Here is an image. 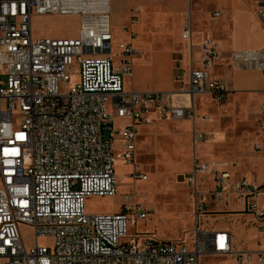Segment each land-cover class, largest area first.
<instances>
[{
  "label": "built area",
  "instance_id": "1",
  "mask_svg": "<svg viewBox=\"0 0 264 264\" xmlns=\"http://www.w3.org/2000/svg\"><path fill=\"white\" fill-rule=\"evenodd\" d=\"M256 4L264 27V0ZM66 15L79 18L76 36L35 35V18ZM130 35L115 53L111 0H0V264H201L207 257L264 264V250L237 249L230 231L202 220L237 205L238 213L263 223L264 186L201 160L196 149L184 176L194 200L189 242L150 234L130 239V228L152 214L133 193L124 195L122 212H86L87 198L118 195L116 159L134 168L143 127L188 120L193 147L205 140L194 99L227 100L228 83L211 73L218 63L264 75V48L225 55L206 38L203 68L191 69L187 89L128 92L124 79L143 55ZM191 35L186 27L182 38ZM260 119L264 127V101ZM119 120L126 124L118 129ZM257 150L264 153V141ZM125 178L148 180L136 169ZM22 226L32 230L30 244Z\"/></svg>",
  "mask_w": 264,
  "mask_h": 264
},
{
  "label": "rangeland",
  "instance_id": "2",
  "mask_svg": "<svg viewBox=\"0 0 264 264\" xmlns=\"http://www.w3.org/2000/svg\"><path fill=\"white\" fill-rule=\"evenodd\" d=\"M191 3L192 0H111V25L113 17L120 18L126 10L130 15V21L134 15L138 17V23H135L131 29L132 43L143 51L141 59L144 60L135 61L134 72L144 62L156 58L157 53L171 54L174 60L177 58L182 32L190 19ZM33 29L38 37H74L79 29V18L70 15L37 17L34 19ZM118 50L119 45L115 44L114 52L117 53ZM142 79L146 86L153 90L164 86V73L151 71L148 74L146 71ZM137 81L138 76L136 75L134 78H125L124 89L127 91L136 89ZM225 103L226 101L219 106L218 103L213 102V105H215L214 108H218ZM197 114L199 116L198 129L205 133L207 130L203 131L200 124L211 125L212 115L199 112ZM125 124V121L119 120L116 121L115 126L119 129ZM226 129L227 140L217 149L218 154L209 158L199 153V146L193 147L191 121H159L143 127L133 162L134 168L125 164L122 159H116L115 174L119 184L118 195L111 198H87L86 212L89 214L122 212L124 195L133 193L145 208L152 211V214L146 222H138L135 228H130V239L138 235L150 234L159 241L189 242L194 228V200L192 187L186 184L184 176L191 171L194 149H196L197 156L206 162H232L243 170L246 169V164H241V167L239 161L246 159L250 166L258 167L259 176L264 172V161L261 158L263 154L259 156L257 150V145H261L264 141L260 109L251 122L229 118ZM207 139L206 135L204 143L210 140ZM135 169L146 175L148 180L128 179L124 181L122 179L124 175L130 174ZM242 170H237L238 177H244L246 171ZM256 182L260 183L261 177H257ZM221 206L216 205L215 209H220ZM237 208V205L224 206L222 209L233 211L210 213L202 220L209 226L215 222L217 227L229 230L234 236L236 248L241 249L240 240L238 242L236 240L237 229H243V225H252L257 229H261L262 226L257 220L252 221V215L238 213L235 210ZM21 233L26 243L30 244L32 230L27 226H22ZM39 242L50 245V239L47 237H41ZM201 264L236 263L232 259L207 257L202 259Z\"/></svg>",
  "mask_w": 264,
  "mask_h": 264
},
{
  "label": "crops",
  "instance_id": "3",
  "mask_svg": "<svg viewBox=\"0 0 264 264\" xmlns=\"http://www.w3.org/2000/svg\"><path fill=\"white\" fill-rule=\"evenodd\" d=\"M190 9V19L184 29L186 27L191 28V39L184 40L182 38L180 40V50L177 58L174 60L171 54L157 53L156 58L144 62L136 72H134V64L133 75L130 78H134L135 75L138 76L137 88L128 92H174L187 89L191 69L203 68L201 62L202 43L206 38H211L217 49L225 55L234 51H253L264 48V27L257 18L258 6L256 0H192ZM131 22L127 10L120 18L113 17L114 46L115 44L120 45L123 42L131 41ZM124 38H126V41ZM146 71L148 74L151 71L159 74L164 73V86L154 90L148 88L142 79ZM211 73L214 78L228 83L230 93L226 103L218 108H214L213 102L215 103V101L210 97L203 96L194 99L197 113L212 115L211 125L200 124L203 131L207 130L204 135L205 137L207 135V140H210L205 143L203 141L198 145L199 153L205 154L209 158L216 156L218 154L217 149L227 140L226 127L228 119L234 118L235 120L251 122L256 117L264 101L263 73L236 70L226 59L218 63L211 70ZM206 150H209V152H205ZM259 154V156L263 154L261 158L264 161V153ZM239 162L241 167V164H246V169L242 170L232 162L219 163L229 168L237 178H246L260 186H264V172L260 173L259 176L256 165L250 166L246 159H240ZM237 170L246 171L244 177H238ZM257 177H261L260 183L256 182ZM219 211L223 210L220 209ZM255 220L253 217L252 221ZM243 226V229H237L236 240L237 242L240 240V246H238L245 250H264V222L261 223V229H257L252 225Z\"/></svg>",
  "mask_w": 264,
  "mask_h": 264
},
{
  "label": "bare ground",
  "instance_id": "4",
  "mask_svg": "<svg viewBox=\"0 0 264 264\" xmlns=\"http://www.w3.org/2000/svg\"><path fill=\"white\" fill-rule=\"evenodd\" d=\"M122 179H123L124 181H127V180H128V179H126V178L124 179V177H123Z\"/></svg>",
  "mask_w": 264,
  "mask_h": 264
}]
</instances>
